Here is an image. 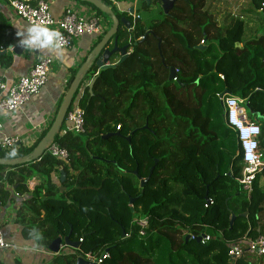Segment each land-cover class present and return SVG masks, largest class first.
Listing matches in <instances>:
<instances>
[{"label":"trees","instance_id":"obj_1","mask_svg":"<svg viewBox=\"0 0 264 264\" xmlns=\"http://www.w3.org/2000/svg\"><path fill=\"white\" fill-rule=\"evenodd\" d=\"M101 1L135 27L130 31L120 24L117 34L120 48L130 46L128 58L120 63L122 57L115 55L112 67L101 71L94 62L85 75L84 82L95 79L93 88L82 84L75 99L84 110L86 134L54 139L68 151L67 162L46 154L29 164L0 166V201L9 200L6 185L22 195L28 180H38L27 205L32 217L20 216L23 237L45 250L58 238L82 240L80 250L54 255L51 264H76L84 259L81 252H108L103 264H229L230 244L264 235V188L259 186L264 172L249 197L237 182L243 169L240 145L218 96L247 100L249 118L264 130V0H249L247 9L226 18L223 26L206 7L215 0H179L168 15L160 0L150 5L143 0L138 12L161 6V18L148 24L134 23L129 13ZM79 3L102 16L110 30L109 16ZM247 23L260 28L250 33ZM15 37L0 12L2 68L12 66V55L1 52L15 45ZM83 64L71 70L68 89ZM172 68L177 81H170ZM50 128L32 148L17 147L15 156L13 150L2 151L0 159L29 157ZM58 172L65 173L63 182L61 176L55 180ZM139 217L149 221L145 236L134 223ZM189 234L211 239L202 245L187 240Z\"/></svg>","mask_w":264,"mask_h":264},{"label":"built area","instance_id":"obj_2","mask_svg":"<svg viewBox=\"0 0 264 264\" xmlns=\"http://www.w3.org/2000/svg\"><path fill=\"white\" fill-rule=\"evenodd\" d=\"M109 1L117 7L116 0ZM3 2L16 18L24 21L31 28L39 25L58 31L61 34L59 49H71L76 41L84 36L100 38L108 31L106 22L98 16H83L71 9H67L62 18L55 19L51 13L49 0H0V7ZM132 17L134 23L141 19L139 15L135 14ZM134 28L131 25L129 30L133 31ZM6 51H10L9 48ZM53 66L54 60L52 58H40L32 64L29 73L12 86L5 83L0 75V112L14 114L21 110L34 96L40 94L49 83ZM219 77L221 80H225L223 75ZM91 81L83 83V89L89 86ZM174 81H177L176 77ZM218 98L224 108L225 123L236 134L240 145L243 169L242 176L237 179V182L242 191L250 197L258 176H261L264 172V130L261 123L254 118H249L247 100L231 95H219ZM3 129L4 126L0 122V149L2 151L13 150L23 145L20 137L6 136L3 134ZM60 133L61 136L68 133L74 135L86 134L85 114L79 104V98H74ZM46 154L64 162H67L69 158L68 151L62 149L54 141L47 147ZM36 185V179L31 178L27 181L26 188L29 189V192H34ZM209 203L212 204V201H209ZM134 223L140 228V236H145V232L149 227L148 219H136ZM129 237V235H126V238ZM189 238L191 240L200 238L199 243L202 245H206L211 239L208 235L196 237L191 234H189ZM8 248L9 245L6 244L0 227V251ZM74 252L76 250L69 249L65 245L60 248V253L74 254ZM81 254L84 255V260L93 264H103L105 260L110 259L108 252H104L101 256L93 253L81 252ZM228 257L229 264H238L242 259L254 264L251 258H257L264 264V235L257 239H246L243 244H230Z\"/></svg>","mask_w":264,"mask_h":264},{"label":"crops","instance_id":"obj_3","mask_svg":"<svg viewBox=\"0 0 264 264\" xmlns=\"http://www.w3.org/2000/svg\"><path fill=\"white\" fill-rule=\"evenodd\" d=\"M142 1L116 0L117 10L121 13L134 11L135 15L141 17V22L146 24L143 22L144 12H138L142 8ZM49 2L51 13L55 19L62 18L67 9L83 16H96L95 11L90 7L75 0H49ZM109 2L114 5L111 1ZM0 12L8 19L15 32V45L32 38L33 34L30 31L32 28L24 21L16 18L4 2L0 7ZM155 12L158 13L157 10L152 11V13ZM101 19L106 22L109 29L107 21L103 17ZM100 38L84 36L76 41L71 49L29 47L24 43L26 49L24 54L19 57L10 51H7L6 54H3L4 51L1 52L2 55H12L13 58L11 67L2 68L0 66V75L9 86L14 85L20 78L26 76L32 64L40 58H52L54 60L49 83L40 94L34 96L14 115L0 112V122L4 126L3 134L9 137H20L23 141L22 146L26 148L35 146L42 135L50 128L70 89L68 87L72 76L71 70H76L83 64V61L89 57ZM43 39L44 37L41 36L40 40ZM55 176L56 180L61 176V173H55ZM37 183L38 180L36 179ZM4 190L8 191L9 200L7 199L5 203L0 201V227L9 248L0 251V264H51L54 254L39 246L36 240H26L22 235L23 227L20 216L27 212L28 201H30L33 192H29L27 188V192L21 195L8 185L4 187ZM27 214V218L30 219L32 217L31 212H27Z\"/></svg>","mask_w":264,"mask_h":264},{"label":"water","instance_id":"obj_4","mask_svg":"<svg viewBox=\"0 0 264 264\" xmlns=\"http://www.w3.org/2000/svg\"><path fill=\"white\" fill-rule=\"evenodd\" d=\"M82 3H88L94 6L96 9L101 11L104 15L109 16L112 22V26L110 30L103 36L101 39L100 43L95 47V49L91 52L89 57L87 58L86 62L83 64V66L80 68V70L77 73V76L75 80L73 81L69 91L67 92L65 99L58 111V114L55 118V121L50 128L49 132L45 136V138L40 142V144L37 146V148L34 150V152L27 158L24 159H18L14 161H8L5 159H0V166H9V167H15V166H21L25 164H29L31 162H34L36 160L41 159L47 150V147L49 146L50 143H52L55 139V137L60 133L61 128L65 122L66 116L68 114V111L73 103V100L78 93L81 85L84 82L85 75L87 72H89L92 63L95 62L97 68L99 71L108 69L112 67L110 64V60L112 57L115 55H120L122 57L120 63L125 61L128 58V52L130 50V46H126L123 48L119 47L118 44V38L117 34L120 28V24H123L127 29H130L131 23L127 19H118V17L114 14L113 10L111 7H109L105 2L101 0H77ZM148 5H150L151 0H144ZM179 0H160L161 5H162V11L164 12L165 15H168L173 8L175 7L176 3ZM131 15L134 14V11L130 12ZM109 45H112L113 48L111 49ZM26 49V46L24 43H18L16 45H11L9 47V50L12 51V53L16 56H22L24 54V51ZM199 49H204L203 47H199ZM7 51L3 52V54H6ZM176 77V73L174 68L170 70V81H173ZM95 79H93L90 84L89 88L92 90L93 85H94ZM227 95V94H224ZM258 120H262L261 117H258ZM111 136H108L104 138V140L109 139ZM131 140L129 139V142ZM2 150L0 149V153ZM158 165V161L155 162V166ZM154 173V168L151 169L150 176L146 180H142L140 187L142 190L146 187V185L149 183V181L152 178V175ZM135 175L138 176L137 171L135 172ZM65 179V173L61 172V182H63ZM143 195H140V197ZM208 199V197H207ZM138 198L131 199L130 200V205H133ZM245 217L247 214L244 215ZM236 221V216L233 214L231 217V222H230V229L233 228L234 223ZM125 234H123V238H125ZM187 240H189V236L187 237ZM200 238L197 240L200 242ZM62 245H65L67 248L73 249V250H78L80 249V242L74 243L70 241L69 237H66L65 239L58 238L56 239L48 248V250L54 254L58 255L60 253V248ZM76 264H93L90 263L83 258H78Z\"/></svg>","mask_w":264,"mask_h":264},{"label":"rangeland","instance_id":"obj_5","mask_svg":"<svg viewBox=\"0 0 264 264\" xmlns=\"http://www.w3.org/2000/svg\"><path fill=\"white\" fill-rule=\"evenodd\" d=\"M248 1L249 0H215V1H209L207 3L206 7L209 10V12H211L218 19L219 24L221 26H223L226 23L225 22L226 18H228V17H239L241 15L242 11L247 9L246 6L248 4ZM160 7L161 6L159 4H156L152 7V10L158 11V9ZM260 12L262 13L263 10L261 9ZM101 17H99V18H101ZM158 17L159 18L161 17V15L159 13H156V12L152 13L151 11H144L143 22L148 24L149 22H151L152 19L158 18ZM259 28H260L259 23H247V29L250 31V33H254L255 30L259 29ZM83 83H85V82H83ZM248 115H250L249 112H248ZM59 134H61V133H59ZM259 186L261 188H264V178L260 179ZM138 219H143V218L139 217ZM251 259H252V262H254V264H263L261 262V260H259L257 258H255V259L251 258Z\"/></svg>","mask_w":264,"mask_h":264},{"label":"clouds","instance_id":"obj_6","mask_svg":"<svg viewBox=\"0 0 264 264\" xmlns=\"http://www.w3.org/2000/svg\"><path fill=\"white\" fill-rule=\"evenodd\" d=\"M32 38L30 40L24 41L29 47L40 46V47H50L58 48L59 41L61 39V34L54 29H49L43 26H34L31 30ZM43 36L44 39L40 40V37ZM10 155L15 156V149L10 153Z\"/></svg>","mask_w":264,"mask_h":264}]
</instances>
